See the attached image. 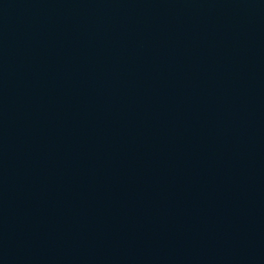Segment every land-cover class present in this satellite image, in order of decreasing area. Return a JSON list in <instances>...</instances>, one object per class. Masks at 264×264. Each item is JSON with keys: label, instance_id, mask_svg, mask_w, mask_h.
<instances>
[{"label": "water", "instance_id": "water-1", "mask_svg": "<svg viewBox=\"0 0 264 264\" xmlns=\"http://www.w3.org/2000/svg\"><path fill=\"white\" fill-rule=\"evenodd\" d=\"M0 264H264V0H0Z\"/></svg>", "mask_w": 264, "mask_h": 264}]
</instances>
